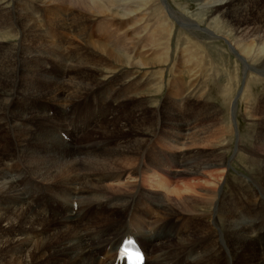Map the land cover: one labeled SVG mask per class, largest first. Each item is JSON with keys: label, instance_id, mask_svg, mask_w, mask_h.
Masks as SVG:
<instances>
[{"label": "bare ground", "instance_id": "6f19581e", "mask_svg": "<svg viewBox=\"0 0 264 264\" xmlns=\"http://www.w3.org/2000/svg\"><path fill=\"white\" fill-rule=\"evenodd\" d=\"M27 1L31 2L32 0ZM37 1L46 3V13L51 18V23L54 25L59 23V27L62 23H60L62 15L57 12L62 4L71 5L73 9L72 15L75 16V12L82 14L89 11L93 15L97 14L98 16L103 11L106 12L105 10L113 15L111 7H118L123 4L117 0ZM4 2L6 1L0 0V28L6 25L1 21L2 16L6 11H11L8 10L9 6ZM25 4L23 3L22 6L24 12L28 11V16L36 19L31 12L34 6H26ZM32 4L34 5V1H32ZM53 5L58 7V11L55 12L57 15L53 12L54 10L52 12L50 10ZM210 6L214 11L219 12L223 21L228 22L229 20L227 16H224L226 10L236 12L233 17L235 21H237V18L240 19L241 16L250 20L253 19L256 21L260 32L264 33V8H261L256 3L253 4L252 0H223L221 3L216 1V3L211 5L206 4V8ZM180 13L183 14L181 11ZM75 16L72 17L75 19ZM213 16L211 15L208 18V27L203 30L205 33L210 32L211 35L217 37L214 30L212 31V26H209L215 24L216 16ZM184 17L190 26L193 22L192 17ZM177 18L179 19V17ZM121 22L124 23L125 20ZM163 24L165 25L166 23L163 21ZM63 29H65L64 26L61 27V30ZM261 33L260 35L263 37L264 34ZM146 35L143 36L146 37ZM143 36L138 38L139 42ZM261 37L257 36L259 43L255 38L253 39L257 43V50H261V53L258 54H264V40ZM146 38L148 39V36ZM144 41L147 40L145 39ZM112 45L114 49H122L125 54L130 53V50L125 48L126 44L124 43H118L114 40ZM145 45L148 44L146 43ZM242 48L245 51L249 50L247 45H243ZM94 49L102 54H108L109 52L106 46L97 45L94 46ZM249 52L251 53V51ZM119 55L114 53L112 60L121 62V64L128 63V57H119ZM254 56L252 61L258 67L250 65L247 68L250 69L249 71L255 70L257 73L264 75V55ZM7 58H0V117L4 119L2 123L0 122V127L3 128L2 133L0 132V145L3 142L4 145H10L11 142L13 146L5 150L7 151L5 154L1 150L4 149L1 148L2 145L0 147V264H117L114 260L115 257L111 255V250L116 251L120 238L125 235L122 233L130 230V227L135 225V221L139 222V226L141 224L140 230L136 231L138 234L135 236L152 259V261L146 260L145 264H191V262H194V264H264V189H260L255 195H248L247 189L244 188V184L240 180L232 182L228 172H226L227 174L225 173V176L224 171H218L219 169L225 170V162L222 157H219L218 153L214 155V158L207 160L200 159L198 156L190 155L189 153H179L177 155L164 153L161 158L159 157L161 154L154 151L145 155L144 151L146 150L144 149L151 142L150 131L153 132L157 124L148 123L146 125V116L142 112L137 114L140 108L138 110L135 107L131 109L125 106L124 103H121V108L119 109L116 107L111 111H104L103 104L106 99L100 98L99 93L96 91L91 89L87 91L86 89L88 88L85 89L84 82L81 84L78 80V82L71 80L72 82L70 83L73 84L74 82L73 86L76 88L71 86L70 99L63 100V102L59 103V106L56 105V100L58 101L56 93L58 92H51V87L47 84L45 87L48 90L45 93L49 95L47 97L48 100H41L30 107L35 112L28 111L27 115H25V108L22 111H15L14 109V112L11 87L14 84L13 79H16L14 78L16 76L14 72L16 66L13 60H8ZM150 59L151 57L147 60ZM152 62H149V64ZM8 67L10 68L8 69ZM7 69L8 71H6ZM16 69L15 71L18 70ZM19 79L22 80L21 78ZM107 80H109V76L100 81V83H106ZM28 83L30 84V81ZM56 86L55 89L57 88ZM94 86L97 85L93 84L92 87ZM36 88L38 89V87ZM37 89L36 91L42 90ZM115 94L116 92L112 95ZM6 95L8 97L3 99ZM39 97L44 98L45 96L39 94ZM96 97H99V112L97 114L94 113L92 107L93 100ZM78 99L80 100L78 104L81 106L84 102L85 106L83 108L80 105H78V108L75 107L74 103ZM64 101L66 103L62 104ZM70 104H72V108L68 109V115H65V108ZM257 110L260 111L259 109ZM53 111L54 113L56 112L55 116L50 115V112ZM165 111L168 117H165L163 122L176 127L190 124L182 119L180 120L181 117L177 118L167 112V110ZM134 114L135 117L131 118ZM78 117L82 120L84 118L88 119L82 121ZM105 118L108 123L105 122ZM15 119L19 121V127L11 126L10 122ZM54 129L55 132H53ZM86 130H89L88 135L93 131H95V134L92 137L87 136L84 138V133L82 135L80 133ZM144 130L146 131L144 132ZM58 131L70 139L61 138V136H58ZM262 133L263 140L261 139L257 143L258 145L255 143V146L262 148L263 155L264 131ZM102 136L115 138L112 140L121 138L122 143L116 147H111L109 150H105L106 148L102 149L104 147L102 143L109 140ZM204 140L209 142L211 137ZM194 141L201 142L202 138L191 137V142ZM74 147H76L75 151ZM141 148L144 150H142V154L138 152ZM98 149H102V151ZM12 154L21 155L22 158L19 159L17 155ZM192 156L194 157L192 158ZM14 158L16 159L13 161ZM77 158H80L79 162ZM137 158H142V161L141 164L139 161L138 166L133 168V177L135 178L140 174L144 181L152 180L154 183L156 182V186L166 187L168 192L163 193L165 194L163 196L159 191H155L157 189H154L153 193L156 197L151 198L143 195L146 197L145 200L148 201L146 207L137 205V203H140L138 202L140 200L139 197H144L141 195L140 187L136 183L121 182L111 184L107 182L103 174V171L108 170L112 177L118 178L125 171L121 167L123 160L127 162L133 160L134 162ZM251 161L255 162L253 159ZM10 162L17 166L19 173L22 172L25 176L19 174L17 177H13L11 172L8 173L9 170L5 167ZM162 162L169 167L175 166L179 168L180 166L179 172L171 173L172 171L168 167H164ZM257 162L259 163V161ZM4 165L5 167L3 168L2 166ZM149 169L152 170L154 175L151 179L147 177ZM260 169L256 170L257 179L262 180L264 184V170ZM45 171H57V176L61 177L59 182L56 181L57 183L53 187L41 188L36 185V172L43 175L51 174H45ZM199 173L205 175L206 180L202 182L195 181V175ZM68 175H70L71 183L64 182L69 180ZM168 175L170 178L181 177L187 179H181L182 183L171 188L168 187L165 180ZM221 178L223 183L221 184L222 188L219 190L218 184L221 183ZM241 181L248 183L244 180ZM22 184L24 186L34 184L35 188L32 190L34 192L28 193L25 197L20 193V190L18 193V187ZM250 184L248 183L249 186H251ZM69 185L72 186L71 191ZM75 185H80L81 187L80 201L75 198L77 208H73L72 205L74 202L73 198L76 197L73 196ZM43 192L48 193L45 195ZM57 192V197L50 195ZM107 202L111 203L112 207L119 209L121 218L119 224L114 226L115 228L109 227L107 224L99 226L100 220L105 219L109 222L115 219L113 214L108 213L104 208V204ZM47 205L58 210L59 213L50 214L49 210L45 211L41 208ZM152 213L155 214L151 215ZM155 215H158V217L154 218ZM149 226L150 229L145 232ZM104 229L107 232L100 233V230ZM9 231L13 232V235L16 233L21 235L8 239L7 233ZM29 234L34 236H29ZM22 235L25 237H21ZM118 235L120 237H116ZM98 252H100V258L97 256ZM186 255H189V257L192 255L190 257L192 259L183 258Z\"/></svg>", "mask_w": 264, "mask_h": 264}, {"label": "rangeland", "instance_id": "374dc122", "mask_svg": "<svg viewBox=\"0 0 264 264\" xmlns=\"http://www.w3.org/2000/svg\"><path fill=\"white\" fill-rule=\"evenodd\" d=\"M5 1L4 3L9 6L8 10L11 11H6L1 20L6 25L0 28V58L8 57V60H13L18 69L15 68L17 71L14 69L16 75L14 78L16 79H13L14 84L11 87L13 111L14 109L15 111H22L25 108V115H27L28 111L35 112L30 107L41 100H48L47 97L49 95L45 93L48 90L45 87L47 84L51 87V92H58L56 93L58 95L56 105L59 106V103L63 102V100L70 99L72 87L76 88L73 86L74 82L73 84L70 82L79 81L81 84L84 82L83 85H85V89L88 88L86 89L87 91L89 89L96 91L99 93L100 98L106 99L105 102H109L108 105L104 102V111H111L116 107L119 109L121 108V103H124L125 106L131 109L133 107L137 110L140 108L137 114H141L142 112L146 116V125L148 123L157 124L156 129L153 132L150 131L151 142L147 146L150 150L147 148V151L160 152V158L163 157L164 153H170V155L189 153L205 160L214 158V155L218 153L219 157H222L225 162V170L218 168V171H224V174L228 172L232 182L240 180L244 184V188L247 189L248 195H255L260 189H264V184L262 180L257 179L258 174L256 172L259 168L264 170V153L262 155V148L260 147V149L257 146V143L262 139V131H264V75H261L259 72L257 73L255 70L249 71L250 69L247 68L250 65L258 67L252 61V58L255 57L254 55H264L258 54L261 53V50H257V43H255L256 41L259 43L257 36L261 37V32L256 21L242 16L235 21L233 17L236 12L226 10L224 16L229 18L228 23L223 21L220 18L219 12L214 11L211 6L206 8L207 3L211 5L216 3V1L221 3L223 0H117L123 4H120L118 7L110 6L113 15L105 10L106 12L103 11L98 16L97 14H94V16L91 11L82 14L75 12V16L72 15L73 9L71 5L62 4L59 11L58 7L53 5L52 9H50L51 12L53 10L54 13L58 11L57 13L62 15L60 23L62 22L61 24L63 25L60 24L59 27V23L55 25L51 23V18L46 13V3L32 0L34 1L33 5L32 1L27 0ZM23 3H26V6H34L31 12L36 19L28 16V11L24 12L22 9ZM252 3H256L261 8H264V0H252ZM57 13L55 14L57 15ZM211 15L216 16V20L215 24L209 26H212V31L214 30L217 37L211 35L210 32L205 33L203 30L205 27H208L207 20ZM72 16H75V19ZM152 16H155V18ZM184 16L192 17V23L194 24L192 25L191 23L189 26ZM123 20H125L124 23L121 22ZM163 21L167 25H164ZM72 23L73 25H71ZM169 23L172 24L170 25ZM62 26L65 29L61 30ZM133 30L135 31L133 32ZM143 35L148 36V39ZM140 36H143V38L139 42L138 38ZM254 38L256 41H253ZM261 38L264 40V36ZM143 39H146L148 42ZM114 40L118 43L126 44L125 48L130 50V53L125 54L122 49H114L112 45ZM133 43L135 45L137 43V45L135 46ZM146 43L148 45H145ZM251 43L252 45H250ZM97 45L106 46L109 49L108 54L97 52L94 49V46ZM243 45H247L249 50L245 51L242 48ZM114 53L120 54L119 57H128V63L121 64V62H114L112 60ZM149 57L153 58L152 60L150 59L153 61L150 64L149 62L151 61L147 60ZM146 61L148 62L146 63ZM108 76L109 80L106 83H100V81ZM114 80L116 83L114 86H117L112 88L111 85ZM29 81L30 84L28 83ZM97 83H100V86ZM93 84L97 86L92 87ZM123 84L125 85L124 87L121 86ZM55 86L57 87L56 89ZM36 89L42 90L36 91ZM21 92L23 95H21ZM115 92L116 94L112 95ZM39 94L45 97L40 98ZM5 97L7 98L8 96H4L3 99ZM79 101L78 99L74 103L77 108L80 105L78 104ZM65 103L64 101L62 104ZM71 105L66 106L65 115H68L67 110L72 108ZM98 106L99 97H96L92 103L95 114L99 112ZM165 110L177 118L181 117L180 120L182 119L190 124L176 127L163 122V119L168 117ZM162 111L165 112L161 113ZM135 114L131 118H134ZM50 115L55 116L56 112H50ZM75 115L77 114L75 113ZM262 116L263 118H261ZM78 118L81 119L80 117ZM86 119L88 118L81 120L84 121ZM2 121L4 119L0 120L1 123ZM105 122L108 123L106 118ZM10 124L12 127L20 126L19 121L16 119L12 120ZM2 130L3 128L0 127L1 133ZM86 131L80 133L81 135L84 133V138L87 136L92 137L95 134V131H93L88 135L89 131ZM53 132H55V129ZM259 133H262L261 136ZM194 136L202 138V141L191 142V137ZM209 137H211V141L207 142L204 140ZM103 138L109 139L102 143L104 146L102 149L106 148L105 150H109L111 147H116L122 143L121 138H117V140H112L115 138L109 137ZM255 143L257 144L256 146ZM1 145L0 147L4 148L1 149L4 154L7 152L5 150L13 146L11 142L10 145H4V142ZM102 149L98 150L102 151ZM75 150L76 147H74ZM142 150L143 148L139 149L138 152L142 154L146 148ZM147 151H144L145 154ZM12 155H17L19 159L22 158L18 154ZM252 159L255 162L251 161ZM140 160L141 158H137L134 162L133 160L128 162L123 160L121 167L125 171L118 178L112 177L108 170L103 171L107 182L111 184L121 182L136 183L140 187L139 191L141 195L150 196L151 198L156 197L153 193L154 189H157L155 191H159L160 194L168 193L166 187L156 186V182L154 183L152 180L145 182V188L141 186V181L143 180L140 174L137 175L138 178L133 177V168L138 166ZM77 161L79 162L80 158H77ZM251 162L253 163L251 164ZM10 163L6 167L5 165L2 167L7 168L9 170L8 173L11 172L13 177L16 172L18 173L15 177L19 174L25 176L22 172L19 173L17 166ZM162 164L164 167H168L172 171L171 173L179 172L180 166L178 168L173 165V167H169L163 162ZM149 170L148 173L150 174L147 173L149 175L147 177L151 179L154 175L152 170ZM57 171L44 172L45 174L51 173L49 175L36 172V185L41 188L53 187L61 178L59 175L57 176ZM32 175L34 174L32 173ZM68 176L69 180L64 182L71 183L70 175ZM167 177L165 180L168 187L171 188L182 183V180L187 179L181 177L170 178L169 175ZM203 180H206L205 175L200 173L195 175V181L202 182ZM241 180L247 181L249 184L251 183V186ZM222 183L223 180L221 178V183L218 184L219 190L222 188ZM27 185H20L18 193L21 191L20 193L22 194L23 188H25V193L27 192L25 195L32 192L31 190L35 188V185ZM69 187L71 191L72 186L69 185ZM76 187L77 185H75L73 196L79 199L81 187L78 185V191H76ZM241 187L243 188V186ZM150 188L152 189L148 190ZM43 193L46 195L48 192ZM50 195L57 197L58 192L51 193ZM139 198V201H142V203H137V205L139 207H146L148 203L145 200L146 197ZM104 208L108 213L113 214L116 221L111 220L108 222L105 219L100 220L99 226H104L107 223H110V226H115L116 222L117 226L120 221L119 209L112 207L109 202L104 204ZM52 211H56V213L52 214L59 213L54 208ZM154 214L152 213L151 215ZM155 217L157 218L158 215H155ZM138 223V221H135L133 227L140 230L141 224L139 226ZM148 229H150V226L145 232ZM12 233L11 231L7 233L8 239L21 235L18 233L13 235ZM29 236L34 235L29 234ZM97 256L100 258V252L97 253ZM190 257L189 255L187 256L188 259H192ZM191 264H194V262H191Z\"/></svg>", "mask_w": 264, "mask_h": 264}]
</instances>
